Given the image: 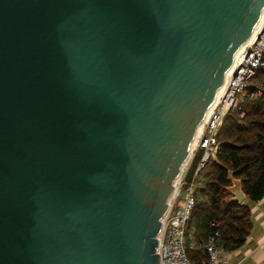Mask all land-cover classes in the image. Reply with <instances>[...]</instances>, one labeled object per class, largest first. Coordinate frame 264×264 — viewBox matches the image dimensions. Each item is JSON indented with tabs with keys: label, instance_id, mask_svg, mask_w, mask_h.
Here are the masks:
<instances>
[{
	"label": "water",
	"instance_id": "95a60500",
	"mask_svg": "<svg viewBox=\"0 0 264 264\" xmlns=\"http://www.w3.org/2000/svg\"><path fill=\"white\" fill-rule=\"evenodd\" d=\"M263 7L0 0V264H161L175 183Z\"/></svg>",
	"mask_w": 264,
	"mask_h": 264
},
{
	"label": "trees",
	"instance_id": "16d2710c",
	"mask_svg": "<svg viewBox=\"0 0 264 264\" xmlns=\"http://www.w3.org/2000/svg\"><path fill=\"white\" fill-rule=\"evenodd\" d=\"M253 80L261 85L262 93L246 97L242 109L230 110L222 119L217 129L218 149L199 174L203 184L195 188L196 201L185 239L188 258L194 264L208 258L204 245L214 230L219 232L216 244L224 251L241 246L252 230L251 208L246 200H230L229 170L241 178L246 198L259 200L264 196V68L256 70ZM211 221L216 227H210Z\"/></svg>",
	"mask_w": 264,
	"mask_h": 264
},
{
	"label": "built area",
	"instance_id": "2783aa9c",
	"mask_svg": "<svg viewBox=\"0 0 264 264\" xmlns=\"http://www.w3.org/2000/svg\"><path fill=\"white\" fill-rule=\"evenodd\" d=\"M259 20L261 23L255 38L238 50L232 75L177 178L175 191L159 232L157 250L161 264H194L188 258L185 239L190 212L196 201L195 178L218 149L217 129L222 119L230 110L242 109L246 97H256L262 93L261 85L253 80V76L257 69L264 68V7ZM197 154L191 178H188ZM209 225L214 228L217 224L211 221ZM218 235V230L209 235L204 245L208 258L202 264H234L222 256L216 244Z\"/></svg>",
	"mask_w": 264,
	"mask_h": 264
},
{
	"label": "crops",
	"instance_id": "0c3cea01",
	"mask_svg": "<svg viewBox=\"0 0 264 264\" xmlns=\"http://www.w3.org/2000/svg\"><path fill=\"white\" fill-rule=\"evenodd\" d=\"M245 200L251 208V232L238 248L232 251L219 249L222 256L234 264H264V196L259 200Z\"/></svg>",
	"mask_w": 264,
	"mask_h": 264
},
{
	"label": "bare ground",
	"instance_id": "6f19581e",
	"mask_svg": "<svg viewBox=\"0 0 264 264\" xmlns=\"http://www.w3.org/2000/svg\"><path fill=\"white\" fill-rule=\"evenodd\" d=\"M260 23H261V21L259 20L258 23L256 24V26H255L253 32H252V35L250 36V38H249L244 44H242V45L240 46L239 50L242 49V48L244 47V45H246V43H247L249 40L251 41L252 39L255 38V36H256V34H257V31H258V28H259V26H260ZM250 41H249V42H250Z\"/></svg>",
	"mask_w": 264,
	"mask_h": 264
},
{
	"label": "rangeland",
	"instance_id": "374dc122",
	"mask_svg": "<svg viewBox=\"0 0 264 264\" xmlns=\"http://www.w3.org/2000/svg\"><path fill=\"white\" fill-rule=\"evenodd\" d=\"M250 41V40H249ZM248 41V42H249ZM247 42V43H248ZM204 170H202V172H203ZM198 177V176H197ZM197 177L195 178V188L197 189V187L199 186V185H202L203 184V181L201 180V175H199V177H198V179H197Z\"/></svg>",
	"mask_w": 264,
	"mask_h": 264
}]
</instances>
